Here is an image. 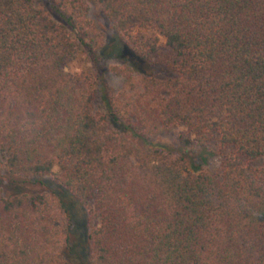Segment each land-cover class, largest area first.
Wrapping results in <instances>:
<instances>
[{"label":"trees","instance_id":"trees-1","mask_svg":"<svg viewBox=\"0 0 264 264\" xmlns=\"http://www.w3.org/2000/svg\"><path fill=\"white\" fill-rule=\"evenodd\" d=\"M0 159V264H73L60 192L89 211V264H264V0H0Z\"/></svg>","mask_w":264,"mask_h":264},{"label":"rangeland","instance_id":"rangeland-1","mask_svg":"<svg viewBox=\"0 0 264 264\" xmlns=\"http://www.w3.org/2000/svg\"><path fill=\"white\" fill-rule=\"evenodd\" d=\"M37 2L39 0H36ZM91 22L96 26L94 31V39L96 43L99 45L103 44V57L101 58V64L103 66V71H105L106 83L109 86L110 90L118 91L122 86V78L118 74H114L108 71V68L114 64L122 65L125 61L121 59H114L112 47L116 46L117 35L113 31L110 23L100 14V12L92 6L91 8ZM173 54L164 46V42L161 41V48L158 54L154 55V60L157 61L158 66L162 68L163 73L167 72V75L170 74V68L168 63L170 62V58ZM93 66L90 62V59L84 54L79 53L76 58H74L67 65V70L71 73L81 72V71H89L91 72ZM165 74V73H164ZM101 104V103H99ZM102 105V104H101ZM184 130H175L172 133L163 136L157 141L166 144H178L181 141L182 134H184ZM214 147V145H213ZM215 154L210 156L208 162L205 164L204 168L207 169L210 173L216 174L220 171V162L222 159V155L219 153L218 149H214ZM198 160V159H197ZM199 161V160H198ZM0 162L2 160L0 159ZM256 166H264V159H260L255 162ZM46 181L52 180L51 178H46ZM53 185V184H52ZM0 189L6 191L8 193H12L16 190L15 186L11 184L6 175L2 172L0 167ZM29 190L32 191H42L43 189L40 186H33ZM65 198H67L66 203L69 207L70 215L72 217L71 227L68 228L67 220L63 227L69 230L71 241L73 247L71 252L67 255V258L73 264H89V246L87 244L86 234L89 230V218L90 214L88 209L83 207L80 203H78L69 193L60 192Z\"/></svg>","mask_w":264,"mask_h":264}]
</instances>
